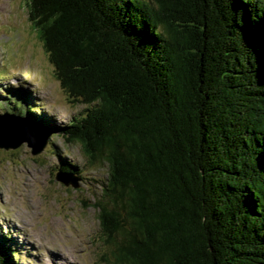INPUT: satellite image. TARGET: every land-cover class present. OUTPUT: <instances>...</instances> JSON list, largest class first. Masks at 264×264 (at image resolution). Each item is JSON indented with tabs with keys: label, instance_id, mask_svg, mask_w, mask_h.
Wrapping results in <instances>:
<instances>
[{
	"label": "trees",
	"instance_id": "obj_1",
	"mask_svg": "<svg viewBox=\"0 0 264 264\" xmlns=\"http://www.w3.org/2000/svg\"><path fill=\"white\" fill-rule=\"evenodd\" d=\"M27 14L86 107L56 125L14 91L17 114L107 164L92 205L113 261L264 264V0H27ZM1 235L0 264H16Z\"/></svg>",
	"mask_w": 264,
	"mask_h": 264
},
{
	"label": "rangeland",
	"instance_id": "obj_2",
	"mask_svg": "<svg viewBox=\"0 0 264 264\" xmlns=\"http://www.w3.org/2000/svg\"><path fill=\"white\" fill-rule=\"evenodd\" d=\"M9 98L17 109L7 105ZM28 103L56 125L82 116L86 107L69 101L57 81L28 19L27 0H0V114L24 115ZM32 124L50 132L41 152L32 154L26 142L0 148V235L8 233L6 240L16 250L14 261L117 264L101 238L97 209L92 205L107 177V164L89 165L79 143L67 142L58 130ZM65 160L77 165L78 187L55 179Z\"/></svg>",
	"mask_w": 264,
	"mask_h": 264
},
{
	"label": "water",
	"instance_id": "obj_3",
	"mask_svg": "<svg viewBox=\"0 0 264 264\" xmlns=\"http://www.w3.org/2000/svg\"><path fill=\"white\" fill-rule=\"evenodd\" d=\"M35 123V122H34ZM50 132L42 131L32 124L26 116L15 113L0 114V148H16L26 142L31 147V153L41 152L47 144ZM78 176L58 170L55 179L64 185L78 187Z\"/></svg>",
	"mask_w": 264,
	"mask_h": 264
},
{
	"label": "bare ground",
	"instance_id": "obj_4",
	"mask_svg": "<svg viewBox=\"0 0 264 264\" xmlns=\"http://www.w3.org/2000/svg\"><path fill=\"white\" fill-rule=\"evenodd\" d=\"M50 119V118H49ZM69 172V171H68Z\"/></svg>",
	"mask_w": 264,
	"mask_h": 264
}]
</instances>
